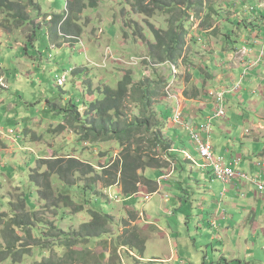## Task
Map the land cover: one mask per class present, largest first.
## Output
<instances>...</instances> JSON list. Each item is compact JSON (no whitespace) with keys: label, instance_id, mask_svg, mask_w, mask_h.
<instances>
[{"label":"rangeland","instance_id":"374dc122","mask_svg":"<svg viewBox=\"0 0 264 264\" xmlns=\"http://www.w3.org/2000/svg\"><path fill=\"white\" fill-rule=\"evenodd\" d=\"M35 1L41 5L42 12L30 11L34 22L25 27L20 28L15 22H7L6 14L0 10V91L4 92V94H0V97L4 96L8 99L12 97L11 102L14 101L16 105V109L6 112V115L0 112V134L11 136V131L15 133L12 137H6L7 139L4 140L9 150L0 145V248L6 247L7 239L11 236L10 220L16 214H22L20 207L24 197L27 202L24 213L39 212L44 206L39 199V190L30 180L31 173L37 168L39 160L52 159L53 157L75 158L92 165L98 171L99 169H106L112 162L120 161L122 149L116 142L98 146L80 144L75 131L77 126L70 120L64 121V115L59 111L52 112L51 108H67L68 106L64 105L65 99L72 100L78 105H80V102H84L87 97L91 99L90 96H92V99H99L101 97L100 91L106 86L116 87L127 70L132 72L133 79L136 82L142 76L154 77L161 75L166 78L172 75L169 85L153 106L154 112L158 114L157 120L159 122L163 121L160 118L161 113L166 118L167 124L166 127L161 129V134L164 138L171 140L177 147L184 148L190 154L185 155L188 159L190 158L191 162H193L192 157L197 158L198 161H203L195 151L196 147L190 137V131L187 134L185 128V130L181 129L185 125L183 117L190 116L188 111L185 110L189 105L185 100L194 96V92L206 98L210 92H214L210 77L215 75L212 70L210 71L206 67L211 66L213 69L215 66L229 65L230 60H226L219 55L227 54L229 49L232 51L230 47L234 43L230 40L227 42L223 36L224 31H218L214 36L206 35L205 39L197 40L198 43L192 47L193 45L191 46L189 39L190 35L197 39L198 21L191 18L190 22L187 23L189 34L186 38V57L189 62L187 65L175 66V69L172 68V73H170L171 66L169 67V65H146L148 62L146 42L153 41L150 25L159 29H166V15L158 13L152 18H147L134 11L131 0H103L98 9H88L80 16L81 18L77 23L80 27L66 25V31L61 34V27L52 22L53 17L63 16L66 18L70 0ZM226 1L230 2L231 0ZM262 1L234 0V4L240 12L239 15L231 14V11L227 10L226 7L224 9L227 14H231L230 17L233 15L237 20H245L246 24L249 21L254 22V24H257L255 31L263 33L264 28L259 27L262 23V26H264V12L256 18L250 11L253 4H259ZM37 28H42V30L37 31L38 37L35 42H32L31 38ZM244 29L243 25L239 23L233 25L230 29V38L237 41V46H241L240 40L243 37L246 39L249 37L248 30ZM256 32L252 33L247 40L252 39ZM70 33L74 34L72 35L74 36L73 39H69V36H67ZM250 41L251 43L249 42L248 46H252L255 50L258 46L253 44L254 40ZM75 45L76 47H74ZM71 69L78 70L74 72ZM206 71H209V74ZM219 72L221 71L219 70ZM65 74L68 75L67 82L64 87L60 88L57 85L56 78ZM248 74L250 73H247V76ZM27 79H30L31 85ZM244 87L245 89L248 88L241 86L242 91ZM254 88L252 86V89ZM209 90L212 91L208 92ZM226 106H228L226 109V114H228L224 119L226 121H224V124L231 131L232 140L236 135L247 133V138L242 137L241 139L243 144L237 154L240 155L241 160L246 158V161L249 162L248 157L253 155L255 162L264 163V116H260L262 110L252 111L245 104H239L238 108L231 103ZM132 108L129 107L128 110L131 109L134 111L133 113H136ZM176 110L181 113V117L177 115L179 119L174 116ZM203 112L208 113V110H202V113L199 112L198 121L203 119ZM222 120H212L210 133L217 121ZM205 121L204 118L203 122L199 123L201 129ZM237 127H239L240 132H237ZM193 132L202 137L207 136L209 139L210 133L208 136L202 130L201 132L193 130ZM161 159L162 162L166 160L164 156ZM190 161H185V176L176 178L183 184L178 185L181 189L184 187L186 190L189 187L197 189L195 180L198 179L199 173L197 167H194L195 164L191 165ZM204 167H208V165H204ZM258 168L259 170L262 169L259 166ZM178 170L179 168L171 161L165 169L146 170L144 175L155 179L156 186L159 189V186L165 188L167 182L163 181L172 179V176L170 178L166 177V179H158V177L160 175L167 176L172 171L178 172ZM191 176L193 179H191ZM205 180L208 181L205 184L208 191L205 195L206 203L211 207L217 206L219 191L214 194L210 191V188L217 189L219 185L211 184V179L210 182L207 178ZM53 183L55 184V190L61 191L64 195H71L74 201L85 209L84 213L75 215L70 211L63 210L61 205L55 211L49 209L48 212L39 214V217L45 216L46 221L52 223L57 230L71 234L79 231L82 225L90 223L91 219L87 212L93 203L96 209L108 215L113 221L112 225L107 227L108 235L98 241L91 242L88 246V249L98 257L97 259L100 262L102 261V254L109 252L112 254V261L117 264L114 259L115 256L119 257L117 247H120V244L127 240L135 248L131 252L137 251L139 257V260H137L127 255V264H143L141 261L150 259V257L166 256V254L172 252L171 247L178 252V248L181 246L183 253L187 254L189 249L192 250L189 247L190 240L187 249L184 245V240L189 235L188 225L198 224L199 220L204 219L203 231L200 233L195 230L192 231L194 236H197L199 243L197 245L198 255L196 253L194 256L195 260L201 257L203 261H208V264H222L220 260L215 258L217 251L215 252L212 249H221V241H218V238H227L225 228L231 225L230 238L235 236L237 244L228 252H230L232 260L234 256L237 259L240 256L241 258L240 261L230 262V264H264V215L261 216L262 218L260 217L263 222H260V226L257 228L250 223H240L238 217L233 218L229 216L230 214L227 216L226 221L221 215L216 216V221L213 220V222L218 224L212 226L209 225L208 221L212 218L211 215L215 213L210 209L203 217L202 213L192 207H187L186 204L183 208L175 206L173 200L170 199L169 202L162 204L164 207L174 208L172 212H175V215L169 217L162 211L160 214L163 219L169 221L172 229L175 230L174 235L177 237L174 238L170 237L172 230L163 235L161 231L153 229L149 223V221H153L152 218L142 219L139 222L140 226H136L137 218L134 216L128 217L127 221L134 226L131 227V224L118 218L119 216H111L112 213L121 215L122 208L126 206L125 197L115 188L106 190L100 184L96 189V193L89 190L84 193L82 189L88 185L86 179L78 182V189L81 190H65L56 178ZM229 184H232V182ZM140 188L144 194L149 192L144 186ZM256 190L259 192L258 188ZM225 191L227 192L226 189ZM226 192L223 191V194ZM97 193L100 197L96 199ZM244 197L245 195L240 196L239 192L238 199H232L230 195H227L222 200H237L233 202L237 204L235 209L242 213L240 211L245 209L244 206L247 205V200ZM158 198L163 202L165 201L159 195H155L153 200L156 201ZM183 199L187 201L188 196ZM143 205H145L144 207L147 206V204ZM154 205L157 207L158 203H154ZM137 208H140L139 205H137ZM144 221L148 222V225L144 224ZM188 221L189 224H187ZM162 223L165 224L163 221ZM222 224H224V227H221ZM122 229H124L123 233ZM45 233L47 236L45 240L51 239L53 241L55 239V242H49V244L62 242L56 233L51 232V227H48ZM255 234L257 236L254 241L251 238ZM15 235L20 237L22 241L29 242L30 245H33V241H41V236L34 233L31 236L34 240H31L27 230L25 232L17 230ZM53 236L56 237L52 238ZM204 236L206 242L202 244ZM248 236L250 237L249 240L247 239ZM212 238L214 239L211 241ZM42 243L45 244L44 241ZM177 243H180V245H177ZM228 244L233 245L232 241H229ZM248 246H250V250L247 249ZM37 251H35L34 257L29 259V264L42 261L41 254L43 252ZM58 254L62 256L61 252H58ZM181 259H183L182 256ZM120 262L122 264L121 259ZM94 264H97V262Z\"/></svg>","mask_w":264,"mask_h":264},{"label":"trees","instance_id":"16d2710c","mask_svg":"<svg viewBox=\"0 0 264 264\" xmlns=\"http://www.w3.org/2000/svg\"><path fill=\"white\" fill-rule=\"evenodd\" d=\"M102 1L70 0L67 10L68 16L66 18L63 16L53 17L52 22L60 26L61 34H64L66 25L80 27L77 24L80 16L88 9H98ZM131 1L134 11L147 18H152L158 13L167 16L165 19L166 29H159L150 25L153 41L146 42L148 62L145 64L147 66L150 64L178 67L180 64H188L186 38L189 34L187 23L190 22L191 18L198 21L197 39H194L192 35L189 39L192 47L198 43L197 40L205 39L206 35L214 36L218 31H224V38L227 42L228 40L234 42L230 48L232 51H236L237 41L231 39L229 35L231 27L238 23L242 24L244 30H248V38L257 28V24L254 22L249 21L247 25L245 20H241L243 21L241 22L233 17L234 14H240L234 0L230 2L226 0ZM256 6L257 4H253L250 11H252V15L258 18L264 9H257ZM224 7L230 10L231 14L233 13L231 17V14L226 13ZM0 10L6 14L7 22H15L20 28L34 22L30 11L42 12L41 5L35 0H0ZM39 30L42 28H37L34 31L31 38L32 42H35L38 37L37 31ZM170 73H172L171 70ZM171 77L172 75L166 78L161 75L142 76L136 82L132 72L127 70L116 87L106 86L100 91L101 97L99 99H92V96L88 95L91 99L87 97L84 102H80V105L70 101L66 105L67 108H51L52 112H61L64 115V121L70 120L77 126L75 131L80 144L98 146L116 142L122 149L120 161L112 162L106 169H99L98 171L92 165L75 158L53 157L52 159L39 160L37 168L31 173L30 180L39 190V199L44 206L39 212L24 213L27 202L25 197L23 198L20 207L22 214H16L10 220L11 236L7 239L6 247L0 248V264L8 262L10 264H29V259L34 257L36 250H38L37 252L42 251L43 254H41L42 261L34 264H94L95 262L100 264V260L88 249V246L91 242L107 236V227L112 225L113 221L108 215L96 209L94 203L87 212L91 219L90 223L82 225L79 231L71 234L57 230L52 223L46 221L45 216L39 217V214L46 213L49 209L55 211L61 205L63 210L70 211L75 215L85 212L84 207L78 205L71 195H64L61 191L54 189L53 180L55 178L65 190L69 191L77 190L79 188L78 182L86 179L88 185L82 189L84 193L87 190L96 193L100 184L106 190L122 186L123 196L129 198L140 193L141 186L146 187L149 193L157 191L155 179L145 177L144 172L146 170H163L173 161L179 168L178 173L183 172L182 161L177 158L180 155V148L177 146L175 148V144L161 134V129L167 124L166 118L161 113L160 118L163 121L159 122L157 120L158 114L153 110L157 99L169 85ZM50 105L53 106L52 103ZM129 107H133L132 109L136 113H133L134 111L131 109L128 110ZM200 137L204 140L207 138V136L202 137L201 135ZM162 156L165 157V162H162ZM187 159L186 157L183 162ZM212 174L215 176L213 172ZM98 194H96V199L100 197ZM11 211L13 212L12 209ZM15 213L17 212L15 211ZM48 227H51V232L56 233L62 242L49 244V242H55V239L53 241L51 239L45 240L47 237L45 231ZM17 230L24 232L27 230L31 240H34L31 237L33 233L41 236V241H33V245H30L29 242L22 241L20 237L15 235ZM43 241L45 244L42 243ZM58 252H61L62 256Z\"/></svg>","mask_w":264,"mask_h":264},{"label":"crops","instance_id":"0c3cea01","mask_svg":"<svg viewBox=\"0 0 264 264\" xmlns=\"http://www.w3.org/2000/svg\"><path fill=\"white\" fill-rule=\"evenodd\" d=\"M262 25L260 26V28L262 27L264 28V26ZM72 35L74 34L70 33L67 36H69V39H73L74 36ZM263 36H264V32L263 33L256 32V35L252 36V39H249V41L247 40L248 38L246 39L245 37H243V39L240 40L241 46L236 45V51H234V53L233 51H229L227 54H224V53L220 54L219 55L220 57L222 58L224 57L226 60L227 59L230 60L229 65L225 64L224 66H220V67L215 66L213 67V69L211 66L206 67L208 70L210 71L212 70V72L215 75L214 77H210L211 84L214 87L213 91H216V90L224 91L226 89H230L232 88L234 84L240 81L241 74L246 68V64H247V61H249V58H243L239 54V51L246 47L252 48V46L250 47L248 46V44L249 42L251 43L250 40H254L253 44H256V46H258L255 48V50L252 48L254 50L253 55L256 56L260 48L259 47L260 40L262 39ZM76 45L74 47H76ZM251 60H253L252 57H251ZM73 70L75 72L78 69H73ZM219 70L221 72H219ZM206 72L209 74V71H206ZM248 73L250 74H248V76L246 75L247 80L245 77V79L241 81V85H240L241 90L239 89L236 92L225 95V103L226 105L231 103L237 108L239 104H245L252 111L262 110V113L260 116H264L263 114L264 113V86H263L264 84V64H261L257 66L256 68L249 69ZM193 74L194 76H196L195 73ZM27 81L30 83V85L32 84L30 79H27ZM241 86L248 87L247 88L248 90L245 89L244 87V90H243L244 92H243ZM252 86L255 88L252 89ZM210 91L212 90H209L208 92ZM7 92L9 93V91ZM0 94H4V92L0 91ZM243 94H245V96H243ZM193 95L194 96L190 97L188 100H185L186 102L189 103L188 107L185 108V110L188 111V114H190V116L183 117L184 113L182 110V117L185 120L186 126L184 125L185 127L183 126V128L181 129L185 128L187 130V134L190 129L197 130L199 132H201V130L203 131V127L206 123H204L202 129L199 123L200 122L202 123L204 118L206 119L213 113L214 106H215L214 102L209 96L206 98L198 94L197 92H194ZM9 96L10 95L8 94V97ZM11 98L12 97H10V99L4 96L0 97V100H1L0 101V112L3 115H6V112L8 111L16 109V105L14 104V101L11 102ZM70 101L72 100L65 99L64 105H67L68 102ZM228 106H226V109ZM208 108H211V109H208ZM202 110H208V113L203 112V116H204L203 119L201 121H198V114L199 112L202 113ZM227 114H226V117H227ZM224 119L222 121H217V124L213 127V130L211 131L210 136L209 134L208 136H209L211 146L213 149V155L217 158L224 159L225 162L229 161V163H232L235 158H241L240 155L237 154V152L240 150L243 144V141L241 140L242 137L246 139L247 133L243 135H236L235 138L232 140L231 138L232 133L230 130L226 128V125L224 124V121H225ZM210 124L212 126V121ZM237 132H240L239 127H237ZM6 137H12V136H9L7 134H0V145L3 147H6L7 150H9L6 144L4 143V140L7 139ZM175 148H177L176 145H175ZM179 151H180L179 152L180 155H178L177 158L178 160L182 161V165L185 167L184 164L186 162H183V161L186 159L185 154H189V153L184 148H181ZM192 158H193L192 160L193 162L189 160L190 158L187 159V161H190L191 165L195 164L194 167H197V172L199 173L198 179L195 180L197 189H192V187H189L188 190H186V189H181L180 187H178V185L182 183H180L179 180L176 178H181L185 176V168L183 167L182 169L183 172L178 173V172L172 171V173L167 176L160 175L158 177V179L160 178L166 179V177L170 178V176H172V179L170 178V179L163 181V182H167V185L165 186V188H163L162 186H159L158 191L155 193L148 192L147 194H144L141 191L140 193L136 195H132V197L125 198L126 206L122 208V214L116 215L112 213L111 216H119L118 218L125 220V222L128 224H131V222L127 221V218L134 216L138 220L135 223L136 226L137 225L140 226L139 222L142 219L148 220L149 218H152L154 222L149 221V223H150V226L153 227V229H157L158 231H161V234L163 235L168 233L169 230H172V234L170 237L176 238L177 236L174 235L175 230L172 229L169 221L167 219H163V217L160 214V212L162 211V212H165V215H168L169 217L175 215V212H172L174 208H167V207H164L162 204V203L169 202L170 199H172L173 200L172 202L175 204V206L179 208H183L186 204L187 207H192L196 209L197 211H199L200 213H202L203 217H205V213L208 212L207 210L210 209L212 212L215 213L211 215L212 218L208 221L209 225H212V226H217L218 224L216 222H213V220L216 221V216L221 215L224 221H226L228 219L227 216L230 214L229 216H232L233 218L238 217L240 219V223L242 224L250 223L255 228L259 227L260 222H263V220L261 219L262 218L261 216L264 215V192L259 193L260 191L258 192L256 190V188H258L255 185L256 182L247 183V182H241V180H235L232 184L224 185L221 181L216 179V177L212 174L211 169L209 167H204V165H206L204 159H202L203 161H198L197 158H194V157ZM248 158H249V162L246 161V158L245 159L242 158L243 160H241V163L238 166V169L241 171L247 172L251 178L256 179L258 182L261 181L264 184V168H262L261 170H259L258 168V166L260 167V165L264 166V163L255 162L253 160L254 158L253 155H251V157H248ZM177 174L180 176H178ZM206 178L209 180V182L211 179V184L215 183L219 185L217 188L218 190L215 189L214 187L210 188V191L214 194H217V191H219L217 195L218 196L217 206L211 207L206 203L205 195L208 193L207 187L205 185L206 183H208V181L205 180ZM191 179H193L192 176H191ZM115 189L123 196L122 187L115 188ZM225 189L227 190V192L225 191ZM223 191L226 193L223 194ZM239 192H240V196L244 194L245 195L244 198L247 200V205L244 206L245 209L240 211L242 213H239V211L235 209L237 208V204H234L233 202L237 200H231V201L222 200V198L227 195H230L232 199H238ZM155 195H159V197H161L165 201L163 202L159 198L156 201H154L153 199ZM185 196H188L187 201L186 199H183ZM154 203H158L157 207L154 205ZM143 204H147V206L144 207L145 205ZM137 205H139L140 208H137ZM162 221L165 224H163ZM204 222H205L204 219H202V220H199L198 224L188 225L187 231L189 232V235H188V238L184 240L185 242L184 245H185V249H187L189 242H190L189 247L192 248V250L189 249V253L184 254L181 246L178 248V252L175 249H173V247H171L172 252L166 254V256H159V257H154V258L150 257V259L143 260L141 262H143V264H171V263L172 264H208V261H203L201 257H199L196 260L194 257L196 253H197L196 255H198L197 245H199V243L197 240V236H194V233H192V231L195 230L197 233L202 232ZM147 223L148 222L144 221V224H147ZM187 224H189V221L187 222ZM131 227H134V226L132 225ZM221 227H224V224H222ZM231 228H232L231 225L225 228L227 238H224V237L218 238V241H221V246H222L221 249H212L215 252L217 251L216 253L217 255L215 254L216 255L215 258L220 260L222 264H230V262L233 263L236 261H240V258H241V256L239 257V259H237L235 256L233 257V260L230 258V252H228V250L234 248V246L237 244V241L234 238L235 236H233V238H230ZM121 231L123 233L124 229H122ZM256 236L257 235L255 234L253 238L251 239L255 241ZM213 239L214 238H212L211 241ZM247 239L249 240L250 237L248 236ZM229 241H232L233 245H229L228 244ZM205 242H206V239L204 236V239L202 240V244H204ZM126 243H127V246H125ZM177 245H180V243H177ZM117 248L119 250L118 252L119 257L118 256L114 257L117 264H121L120 259L122 260V264H127V261H126L127 255L130 258L132 257L134 259L139 260V257L137 255L138 252L137 251L134 252L135 254L131 252V250H134L135 248L130 241L128 240L125 241L124 243L120 244V247H117ZM249 248L250 246L247 247V249ZM181 256L183 259H181ZM101 257H102V261H101L102 264H114V262L112 261L111 253L109 252L103 253ZM138 264H141V263H138Z\"/></svg>","mask_w":264,"mask_h":264},{"label":"built area","instance_id":"2783aa9c","mask_svg":"<svg viewBox=\"0 0 264 264\" xmlns=\"http://www.w3.org/2000/svg\"><path fill=\"white\" fill-rule=\"evenodd\" d=\"M257 9H264V0L257 4ZM259 51L257 54V57L253 61H249L246 64V68L244 69L243 73L241 74L240 81L237 82L232 86L230 89L226 90H219L210 92L209 96L214 102V111L211 116L206 118L205 125L203 127V132L206 134L210 133L211 128V121L213 119H224L226 117V103H225V95L233 93L235 91H238L240 89L241 81L246 77L247 73L249 72V69L256 68L257 66L264 64V37L261 39L259 44ZM252 50L243 48L239 51V54L243 58H247L249 54H251ZM172 68L175 69V66H171V72ZM174 72V71H173ZM67 74L63 75L62 77H57L56 82L58 87L62 88L65 86L67 82ZM178 107V106H177ZM176 107V108H177ZM179 115L181 117V113L179 110H176L174 112V116L176 119H179L177 116ZM190 137L194 141L196 150L199 154V156L205 160V164L208 165V167L211 168L212 172L215 174V177L217 180L221 181L224 184L233 183L235 180H241V182H247V183H255V185L258 187V190L260 192H264V184L261 183V181H257L256 179L251 178L248 173L245 171H241L238 169V166L241 163V158H235L232 163L225 162L222 158H217L213 155V149L211 146V143L208 138L206 140L202 139L199 134L193 132L192 129H190ZM15 133L13 131L10 132V135H14ZM261 168H264V166L260 165Z\"/></svg>","mask_w":264,"mask_h":264},{"label":"bare ground","instance_id":"6f19581e","mask_svg":"<svg viewBox=\"0 0 264 264\" xmlns=\"http://www.w3.org/2000/svg\"><path fill=\"white\" fill-rule=\"evenodd\" d=\"M263 37H264V36H263ZM263 37H262V38H263ZM260 41H261V40H260ZM259 44H260V43H259ZM246 48L252 50L251 54H249V55L247 56V58H249V61H253V60H255V58L257 57V55H256V56L253 55L254 50H253L252 48H249V47H246ZM251 57H252L253 60H251ZM249 61H247V63H248ZM261 183L263 184V182H261Z\"/></svg>","mask_w":264,"mask_h":264}]
</instances>
